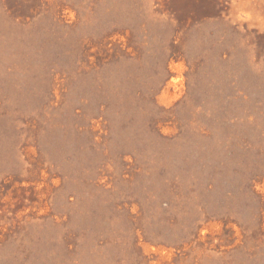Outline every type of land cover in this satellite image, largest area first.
<instances>
[{"label":"rangeland","instance_id":"1","mask_svg":"<svg viewBox=\"0 0 264 264\" xmlns=\"http://www.w3.org/2000/svg\"><path fill=\"white\" fill-rule=\"evenodd\" d=\"M0 264H264V0H0Z\"/></svg>","mask_w":264,"mask_h":264}]
</instances>
